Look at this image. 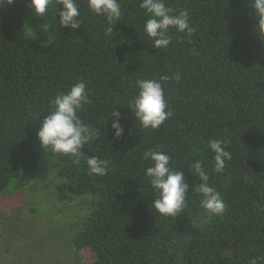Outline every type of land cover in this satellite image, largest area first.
Returning <instances> with one entry per match:
<instances>
[{
  "label": "trees",
  "instance_id": "16d2710c",
  "mask_svg": "<svg viewBox=\"0 0 264 264\" xmlns=\"http://www.w3.org/2000/svg\"><path fill=\"white\" fill-rule=\"evenodd\" d=\"M139 2L120 0L122 18L110 35L87 0H79V29L55 20L58 0L42 19L30 0L0 11V193L29 186L44 159L53 158L67 193L94 198L73 243L95 255L92 264H264V37L253 28L250 0H166L176 14L189 11L196 32L189 40L171 29L163 50L143 34ZM30 27L45 29L43 42ZM165 75L173 115L159 129H144L127 108L135 82ZM79 81L90 98L80 118L99 130L84 152L110 161L105 176L87 174L83 160L45 151L37 138L50 98ZM113 111L123 117L120 138L109 120ZM210 139L225 140L232 155L219 173ZM149 148L165 151L188 177V205L176 217L150 207V162L142 157ZM198 159L227 205L223 216L200 207L193 183L199 177L189 171Z\"/></svg>",
  "mask_w": 264,
  "mask_h": 264
},
{
  "label": "clouds",
  "instance_id": "9594fccd",
  "mask_svg": "<svg viewBox=\"0 0 264 264\" xmlns=\"http://www.w3.org/2000/svg\"><path fill=\"white\" fill-rule=\"evenodd\" d=\"M15 2L16 0H0V11ZM59 5H63V9ZM29 6L33 14L41 19L47 14L50 6L56 7L52 0H30ZM87 7L96 16L106 19L108 24L106 35L114 31V26L122 18L120 0H87ZM139 7L144 10L146 17L143 34L156 49L163 50L169 47L172 43V37L169 35L171 29L183 33L189 40L196 32V28L190 23L189 11L184 10L176 14L167 5L166 0H140ZM250 7L258 20L253 28L260 37H264V0H250ZM57 17L61 26L79 29L83 25L79 0H58L55 20ZM174 78L178 81L181 77L177 73ZM169 79L170 77L165 75L159 80L150 78L136 80L138 91L129 101L127 108L144 129H159L172 117L173 112L168 106L163 88ZM89 103L87 85L83 81L50 98L51 113L43 119L37 138L45 151L68 156L74 164H80L83 160L87 166V174L105 176L111 170L110 161L96 155L88 156L84 152L85 147L94 142L99 135V130L85 123L79 115ZM122 118L119 111L111 112L109 120L112 121L111 127L116 138L124 134V128L120 123ZM226 144L223 139H210L207 144L210 153L213 154V167L217 173L222 172L226 167V161L232 159ZM142 157L150 162V166L144 169V174L154 190L155 198L151 199V209L155 214L166 217H176L183 213L188 205V177L181 168L171 167L172 157L163 150L149 148L143 152ZM189 171L199 177V182L193 183L194 193L200 197V207L209 215L223 216L227 211V205L216 188L209 183L210 173L205 168L203 160H194Z\"/></svg>",
  "mask_w": 264,
  "mask_h": 264
},
{
  "label": "rangeland",
  "instance_id": "374dc122",
  "mask_svg": "<svg viewBox=\"0 0 264 264\" xmlns=\"http://www.w3.org/2000/svg\"><path fill=\"white\" fill-rule=\"evenodd\" d=\"M30 29L40 42L42 28ZM93 200L67 193L56 177V161L45 158L29 186L0 193V264H92L95 255L73 243Z\"/></svg>",
  "mask_w": 264,
  "mask_h": 264
}]
</instances>
